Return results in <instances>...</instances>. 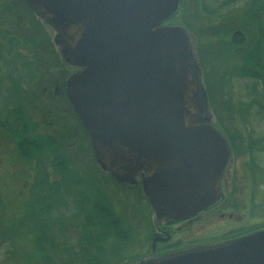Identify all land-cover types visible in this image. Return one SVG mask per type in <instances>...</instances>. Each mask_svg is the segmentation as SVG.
Listing matches in <instances>:
<instances>
[{
  "label": "water",
  "instance_id": "95a60500",
  "mask_svg": "<svg viewBox=\"0 0 264 264\" xmlns=\"http://www.w3.org/2000/svg\"><path fill=\"white\" fill-rule=\"evenodd\" d=\"M24 1L77 69L66 95L100 168L128 185L142 177L157 220L180 222L218 203L230 150L205 123L185 30L163 25L180 0ZM145 264H264V230Z\"/></svg>",
  "mask_w": 264,
  "mask_h": 264
},
{
  "label": "trees",
  "instance_id": "16d2710c",
  "mask_svg": "<svg viewBox=\"0 0 264 264\" xmlns=\"http://www.w3.org/2000/svg\"><path fill=\"white\" fill-rule=\"evenodd\" d=\"M240 1L222 0L214 2L218 3L215 5L211 0H195L196 11L190 13L188 4L181 0L179 22L196 37L208 104L216 116L222 135L233 156L246 155L249 174L257 176L264 172L259 163V154L264 152V137H257L251 118L263 116L264 113V3L249 2L245 7L234 10V5ZM1 6L0 137L6 136L12 140L18 157L28 162L32 180L27 205L26 194L24 202H18V210L24 211H19L22 214L17 215V220L5 223V219H8L5 208L4 205L0 207L3 211L2 214L0 212V264H107L106 252L100 245L108 239L120 240L118 233L123 227H119L120 223L113 211L107 209V198L95 189L96 180L93 179L88 184V190L92 193V199L86 200L89 205L78 204L79 210L70 214L65 212L68 201L72 200L82 184H86V180L74 168L70 158L60 155V149L56 151L58 142H62L61 138L66 134L57 139V135L34 133L38 123H32L30 118L41 106L46 107L45 114L51 111V107L56 110V101L60 100L61 104L67 105L78 127L89 139L66 95V81L76 68L70 66L69 69L60 62L45 25L36 17L29 16L33 10L24 0H6ZM225 11H229L232 16L228 17V24L222 25ZM194 17L207 23H200L195 28ZM175 18L174 15L167 22L172 23ZM215 38L224 40L237 60L232 72L217 75L212 71L213 82L216 79L215 84H212L208 81L203 62L208 49L203 45ZM246 111L250 112L244 113ZM93 162L96 163L94 158ZM95 165L94 172H102L104 177L111 178L113 186L127 185L131 188L128 184L117 182L97 163ZM52 176L59 178L52 179ZM255 194H251L252 198ZM27 208L31 211V219L30 214L26 215ZM148 208L151 210L149 205ZM72 225L79 238V245L76 246L72 244L73 241L64 242ZM263 230L264 222L252 229L242 230L235 236ZM123 240L126 241L127 237ZM22 241H32L33 251L30 252L28 245ZM130 257L112 264H121ZM131 258L135 260L137 257Z\"/></svg>",
  "mask_w": 264,
  "mask_h": 264
},
{
  "label": "rangeland",
  "instance_id": "374dc122",
  "mask_svg": "<svg viewBox=\"0 0 264 264\" xmlns=\"http://www.w3.org/2000/svg\"><path fill=\"white\" fill-rule=\"evenodd\" d=\"M5 1L6 0H0V6L2 3H5ZM211 1L213 3H219L222 0ZM254 1L264 3V0H242L235 4L233 9L238 10L245 7L246 3H254ZM181 3L182 2L180 0L178 10L175 14L176 18L172 20V23L167 22L169 25L166 23V26L181 27L185 30L189 39L193 65L200 72L201 83L206 96L207 106L205 123L213 126L221 133V129L218 127L216 116L213 114V111L208 104V98L205 92L203 81V69L200 64L202 61L199 59L196 50V37L192 31H188V29L182 26L179 22V15L182 11ZM186 3L188 4V10L190 13L196 11L195 0H185V4ZM218 3L214 4L217 5ZM223 14L224 19L221 20V23L222 25H225L230 22L228 17H231L232 15L229 14V11H225ZM29 16L36 17L37 20L45 25V30L50 38V41L53 42L54 48L59 54L60 62L68 66L70 69V65L61 54L63 46L59 45L55 41L56 33L54 30L52 28H48L45 20L38 16L34 11ZM0 17H3L1 12ZM197 18L194 17L193 21L195 28H197L200 23H207L206 20H202L199 17ZM262 22L264 23V19ZM207 42L209 43L203 45L208 49L206 55H204L203 62L205 64V69H207L208 81L212 83V71H215L217 75H220L223 72H232L234 70L233 64L236 63L237 58L236 60L234 59L230 48L224 44V40L215 38L214 40H208ZM215 82L216 79L212 84H215ZM236 86L237 84L235 83V87ZM55 105L56 110L51 107V111L46 114L45 106L38 107L34 112L32 111L33 114L30 116V118L32 123H38V127L34 129V133L40 134L42 136L57 135V137H55L57 139L64 136V133L66 135L69 134L68 136L65 135L64 138L62 137L63 139L61 138L62 142H58L59 145L56 148V151H59L60 149V155L65 158L68 157L72 160L74 168L77 170L80 176L86 180V184H82V187L77 193H72L74 195L72 196V200L68 201V205L66 209H64L65 212L70 214L79 210L80 208H78V204L81 206L89 205L86 200L92 199V193L90 190H88V184H90V182L92 183L93 180H96L94 184L95 189L98 190V193H104L105 197L107 198V209L110 208L113 211L116 219L120 223L119 227H123L120 228L121 231H119L120 233H118V236H124L125 238L127 237L126 241L123 240L125 238L119 237L120 240L115 238L108 239L100 245L103 248V251L106 252V263L112 264L126 257L134 256L136 258L140 254L146 253L150 246L149 235L157 229V226L161 228L163 225L168 224V221L155 219L152 209L150 210V208H148L149 203L143 189V178L137 177L135 179V184L129 185L131 188H129L127 185L117 187L113 186V180L111 178L104 177L105 174L102 175L101 171V173H95L94 170L96 168L95 166L97 165H95L96 163L93 162L94 156L90 149L91 146L89 147L90 143L88 144L89 139H86V136L78 127V124L71 116L67 105L61 104L60 100L56 101ZM255 108L258 110V107ZM256 110L254 109L253 111L256 113ZM248 112L250 111H246L244 113ZM261 113H263L262 110ZM251 120L252 127L255 130L254 132L257 137H264V113L263 116L257 117L255 115V119L253 117ZM68 141L71 145H68ZM238 145H240V143H238ZM228 147L230 150V161L226 168L225 174H223L224 176L222 185L220 184V189L222 188L221 194L223 195V198L220 202H226H222L221 204L219 202L217 208L204 214L199 223L194 221L191 224H188L186 227L181 226L186 232L185 239L191 240L194 238H201L199 242L193 243V246L206 245L216 241H222L238 234L242 230L252 229L264 222V172H260L257 176H255V174H249L246 155L240 154L233 156L229 144ZM259 156L260 166L264 170V152L260 153ZM27 163L28 162H24L18 157L11 139L6 136L0 137V207H3L4 205L6 218H8L5 219V223L7 224L14 222L15 219L17 220V215L22 214V212L19 213V211H24L18 210V202H24L25 194L27 205L29 188L32 180V173L29 171V164ZM96 175L98 179L96 178ZM53 178L58 179L59 177L52 176V179ZM255 192L256 194L252 198L251 194H254ZM143 195L146 198L144 200H142ZM0 212L1 214L3 213L2 210H0ZM30 213L31 211L27 208L26 215ZM10 216H15V218H9ZM29 219H31V214L29 215ZM77 221H79V218ZM28 222H30V220H28ZM176 227L177 226L173 227L172 229H175ZM126 230H128V232H125ZM68 234L69 235L64 242L69 243L73 241V245H79V238L77 232L74 229V225H72ZM183 238L184 236L181 234L176 240L178 241ZM24 242L30 248L29 251H33V246L31 245L32 241H22V243ZM131 257L128 258V260H123L121 264H133L136 259L134 260V258L132 259Z\"/></svg>",
  "mask_w": 264,
  "mask_h": 264
},
{
  "label": "flooded vegetation",
  "instance_id": "af4514ba",
  "mask_svg": "<svg viewBox=\"0 0 264 264\" xmlns=\"http://www.w3.org/2000/svg\"><path fill=\"white\" fill-rule=\"evenodd\" d=\"M225 171H226V169H225ZM225 171H224V174H225ZM222 181H223V177L221 180V185H222ZM221 190H222V188H221ZM222 198H223V195H222ZM222 198H221V200H222ZM219 202L216 203L214 206L210 207L209 209H207L206 211H204L203 213L198 214V215H196L192 218H189L187 220H183L180 222H172V221L166 220V221H168V224L163 225L161 228L157 226V229L154 230L153 233L150 232L151 233L149 235L150 246H149L147 252L144 254L143 253L140 254L136 258V260L134 261L133 264H145V263H149V262L159 260L161 258L168 257V256L176 254V253L200 249V248L208 247V246H214V245H218V244L224 243L226 241H230V240L238 238L234 235V236L226 238L222 241H216V242H213L210 244L199 245V246H193L192 244L195 242L196 243L199 242V240L201 238L200 239L194 238L191 240L185 239L186 232L182 229L181 226L186 227V226H188V224H191L194 221H196V223H199L200 219L202 218V216L204 214L211 212L217 208V206L219 205ZM222 202H226V201H222ZM222 202H220V204ZM175 226H177V227L175 229H172ZM181 234L184 236V238L177 241L176 239ZM154 239H158L155 242V244H153ZM142 255H144V256H142Z\"/></svg>",
  "mask_w": 264,
  "mask_h": 264
}]
</instances>
